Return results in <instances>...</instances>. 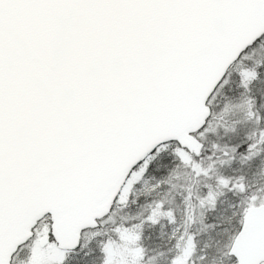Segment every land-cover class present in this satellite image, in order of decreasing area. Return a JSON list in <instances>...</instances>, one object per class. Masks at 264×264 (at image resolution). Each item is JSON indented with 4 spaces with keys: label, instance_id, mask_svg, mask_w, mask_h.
<instances>
[{
    "label": "snow or ice",
    "instance_id": "6c2138e0",
    "mask_svg": "<svg viewBox=\"0 0 264 264\" xmlns=\"http://www.w3.org/2000/svg\"><path fill=\"white\" fill-rule=\"evenodd\" d=\"M0 264H264V0H0Z\"/></svg>",
    "mask_w": 264,
    "mask_h": 264
}]
</instances>
